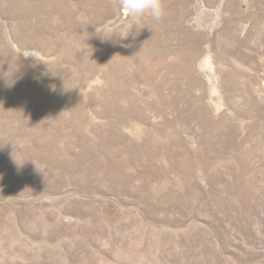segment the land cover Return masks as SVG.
Masks as SVG:
<instances>
[{"label":"rangeland","instance_id":"1","mask_svg":"<svg viewBox=\"0 0 264 264\" xmlns=\"http://www.w3.org/2000/svg\"><path fill=\"white\" fill-rule=\"evenodd\" d=\"M0 0V264H264V0Z\"/></svg>","mask_w":264,"mask_h":264},{"label":"clouds","instance_id":"2","mask_svg":"<svg viewBox=\"0 0 264 264\" xmlns=\"http://www.w3.org/2000/svg\"><path fill=\"white\" fill-rule=\"evenodd\" d=\"M120 7L132 18L149 16L159 21L165 15L163 0H120Z\"/></svg>","mask_w":264,"mask_h":264}]
</instances>
